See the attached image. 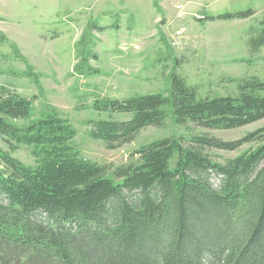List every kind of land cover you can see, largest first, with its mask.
<instances>
[{
  "label": "trees",
  "instance_id": "16d2710c",
  "mask_svg": "<svg viewBox=\"0 0 264 264\" xmlns=\"http://www.w3.org/2000/svg\"><path fill=\"white\" fill-rule=\"evenodd\" d=\"M253 8L201 21L246 19ZM254 44L264 47V28ZM237 95L201 97L173 75L169 92L97 101L131 114L92 122L90 136L111 149L148 127L176 124L237 129L264 120V81L242 80ZM33 101L0 95V264H264V126L236 141L165 137L141 146L112 176L74 146L70 120H31ZM225 163L212 149L235 151ZM32 147L36 164L13 153ZM220 178L219 185L211 181Z\"/></svg>",
  "mask_w": 264,
  "mask_h": 264
},
{
  "label": "rangeland",
  "instance_id": "374dc122",
  "mask_svg": "<svg viewBox=\"0 0 264 264\" xmlns=\"http://www.w3.org/2000/svg\"><path fill=\"white\" fill-rule=\"evenodd\" d=\"M247 8L255 14L246 19L201 21L206 14ZM263 28L264 0H0V95L31 99V120L49 114L70 120L77 129L74 146L112 176L137 159V149L158 139L236 141L264 126L262 120L203 129L169 117L165 126L143 129L113 149L90 136L93 121L131 117L97 110V101L165 94L175 74L201 97L237 95L242 80L264 81V47L254 44ZM252 146L208 153L225 163ZM0 147L8 149L1 135ZM32 149L21 146L13 155L34 165ZM211 181L217 186L220 178L212 174Z\"/></svg>",
  "mask_w": 264,
  "mask_h": 264
},
{
  "label": "built area",
  "instance_id": "2783aa9c",
  "mask_svg": "<svg viewBox=\"0 0 264 264\" xmlns=\"http://www.w3.org/2000/svg\"><path fill=\"white\" fill-rule=\"evenodd\" d=\"M184 31H185V29H184V28H183V30H180V31H178V32H177V37H179V36L183 35Z\"/></svg>",
  "mask_w": 264,
  "mask_h": 264
}]
</instances>
